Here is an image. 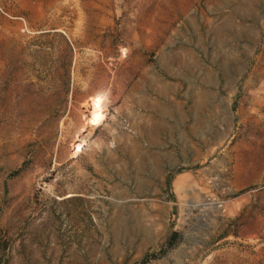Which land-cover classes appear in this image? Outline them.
<instances>
[{
    "label": "rangeland",
    "instance_id": "374dc122",
    "mask_svg": "<svg viewBox=\"0 0 264 264\" xmlns=\"http://www.w3.org/2000/svg\"><path fill=\"white\" fill-rule=\"evenodd\" d=\"M154 78L217 93L203 188L122 166ZM0 264H264V0H0Z\"/></svg>",
    "mask_w": 264,
    "mask_h": 264
},
{
    "label": "crops",
    "instance_id": "0c3cea01",
    "mask_svg": "<svg viewBox=\"0 0 264 264\" xmlns=\"http://www.w3.org/2000/svg\"><path fill=\"white\" fill-rule=\"evenodd\" d=\"M140 81L127 83L126 91L122 88V166L130 164L136 171L132 174L142 177L181 169L174 173L176 180L172 185L181 187L184 183L193 187V182L198 185L201 181L203 188L210 174V147H216L214 143L210 146L207 110L217 105V93L208 89V83L192 90L160 78ZM224 102L221 96L219 103ZM190 119L193 124L188 123ZM217 119L224 120L226 126L222 131L217 130L216 123L211 127L213 142L233 137L232 118L214 117V122Z\"/></svg>",
    "mask_w": 264,
    "mask_h": 264
},
{
    "label": "bare ground",
    "instance_id": "6f19581e",
    "mask_svg": "<svg viewBox=\"0 0 264 264\" xmlns=\"http://www.w3.org/2000/svg\"><path fill=\"white\" fill-rule=\"evenodd\" d=\"M99 106H100L99 98H97V97L90 98L89 108H90L93 115L91 117H89V119L87 120V125H86L87 127L92 126V125L97 123L98 115L96 114L95 111L99 108ZM75 151L76 152L79 151V146L76 147Z\"/></svg>",
    "mask_w": 264,
    "mask_h": 264
},
{
    "label": "trees",
    "instance_id": "16d2710c",
    "mask_svg": "<svg viewBox=\"0 0 264 264\" xmlns=\"http://www.w3.org/2000/svg\"><path fill=\"white\" fill-rule=\"evenodd\" d=\"M14 173H16V172H14ZM14 173H12V174H14ZM177 238H178V232L172 231L170 236L168 237V239L166 241L165 246L169 247V248L172 247L176 243V241H178Z\"/></svg>",
    "mask_w": 264,
    "mask_h": 264
}]
</instances>
